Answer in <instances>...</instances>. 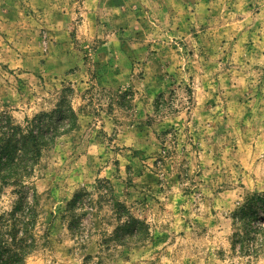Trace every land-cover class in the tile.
<instances>
[{
  "label": "rangeland",
  "instance_id": "obj_1",
  "mask_svg": "<svg viewBox=\"0 0 264 264\" xmlns=\"http://www.w3.org/2000/svg\"><path fill=\"white\" fill-rule=\"evenodd\" d=\"M59 106L25 264H264V0H0V118Z\"/></svg>",
  "mask_w": 264,
  "mask_h": 264
},
{
  "label": "trees",
  "instance_id": "obj_2",
  "mask_svg": "<svg viewBox=\"0 0 264 264\" xmlns=\"http://www.w3.org/2000/svg\"><path fill=\"white\" fill-rule=\"evenodd\" d=\"M61 108L28 121L26 129L15 125L10 118H0V198L7 188L15 198L10 209L0 215V264H25L39 247L37 195L29 181L44 153L75 126L76 117L71 108L67 111ZM85 195L76 193L66 205L63 218L67 219L70 231L79 227L81 216L86 213ZM114 210L119 219L126 214V207L118 202ZM146 229L143 221L128 217L111 240L119 245L128 244L126 240L136 242Z\"/></svg>",
  "mask_w": 264,
  "mask_h": 264
}]
</instances>
